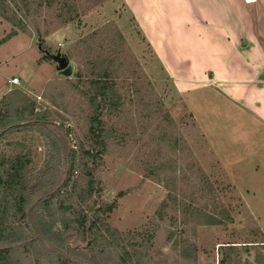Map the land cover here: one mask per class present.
I'll use <instances>...</instances> for the list:
<instances>
[{
  "label": "rangeland",
  "instance_id": "obj_1",
  "mask_svg": "<svg viewBox=\"0 0 264 264\" xmlns=\"http://www.w3.org/2000/svg\"><path fill=\"white\" fill-rule=\"evenodd\" d=\"M70 2L77 15L69 20L62 4ZM200 5L187 0L185 8L190 15ZM22 9L26 30L0 42V161L29 152L33 175L44 179L45 170L47 180H58L66 171L63 156L89 147L86 79L108 67L122 97L120 109L104 117L115 133L94 167L100 197L83 203L76 190L54 199L75 213L117 200L103 214L96 249L70 239L72 249L90 259L96 252L101 263L121 257L126 264H219V246L230 244L239 264H264V77L254 87L251 43L237 59L228 53L222 61L177 62L163 59L123 0H53ZM14 27L0 16V41ZM44 51L64 56L74 77L60 74ZM34 113L42 117L36 124L7 129V121ZM156 166L158 180L148 175ZM166 184L186 204L230 219L201 223L171 204L158 221ZM43 251L58 253L48 244Z\"/></svg>",
  "mask_w": 264,
  "mask_h": 264
},
{
  "label": "trees",
  "instance_id": "obj_2",
  "mask_svg": "<svg viewBox=\"0 0 264 264\" xmlns=\"http://www.w3.org/2000/svg\"><path fill=\"white\" fill-rule=\"evenodd\" d=\"M52 1L0 0V16L15 26L0 42L15 36L18 30H26V25L22 22V8H27L31 4L35 8L42 5L51 6ZM62 7L70 14L69 20L76 17L77 8L74 2L62 4ZM19 16L22 18L18 19ZM86 80L89 90L85 89L82 95L92 108L88 114L86 130L89 147L86 149L81 146V156L77 157L72 153L63 156L67 164L66 171L58 180L54 181V177L47 180L45 170L42 171L45 172L44 179L41 175H33L29 167L31 161L29 152L11 154L0 161V264H112L110 259H107L106 263H101L96 252H93L91 259L88 256H80V253L73 250L68 243L70 239L87 241V244L91 245L90 248L95 250V234L100 227L106 226L103 224V214H109L116 208L117 200L103 203L96 209L92 206L87 207L78 213L73 212L72 206H67L63 200L54 201L61 196L68 199L76 190L80 192L79 196L83 203L95 196L100 197L101 188L94 176V167L107 151L109 142L114 141L109 137L115 133L113 126L108 127L104 117L120 109L122 97L108 67L98 72L95 78ZM41 118L37 113L28 118L21 115L17 120L7 121L5 124L7 129L11 130L20 128V125H31L30 121L36 124ZM3 126L0 124V127ZM76 170L80 173V178L85 180L83 187L76 185L79 180L73 178ZM161 174L162 169L156 166L150 168L148 175L158 180ZM166 188L167 196L155 212L158 221L164 220V215L171 204L178 207L184 218L196 217L201 223L218 225L230 219L227 213L221 215L217 211L202 209L192 203L186 204L177 198L174 186L172 188L166 184ZM123 194L124 192H120L118 197H122ZM47 244L53 252L58 253L54 256L46 254L47 252L43 250ZM64 252H67L70 258L64 257ZM235 252L236 245H220L218 263L239 264V260L231 257ZM71 257L78 260L72 261ZM118 262L126 264L121 257Z\"/></svg>",
  "mask_w": 264,
  "mask_h": 264
},
{
  "label": "crops",
  "instance_id": "obj_3",
  "mask_svg": "<svg viewBox=\"0 0 264 264\" xmlns=\"http://www.w3.org/2000/svg\"><path fill=\"white\" fill-rule=\"evenodd\" d=\"M123 2L163 59L222 61L228 53V59H237L242 45L251 43L252 84H264L259 78L264 77V0H200L190 15L187 0Z\"/></svg>",
  "mask_w": 264,
  "mask_h": 264
},
{
  "label": "water",
  "instance_id": "obj_4",
  "mask_svg": "<svg viewBox=\"0 0 264 264\" xmlns=\"http://www.w3.org/2000/svg\"><path fill=\"white\" fill-rule=\"evenodd\" d=\"M40 48V45H38ZM46 54L50 55L51 58L56 61L58 72L64 76L74 77L75 75V66L69 64L64 56H61L59 52L56 54H50L48 51H44Z\"/></svg>",
  "mask_w": 264,
  "mask_h": 264
},
{
  "label": "built area",
  "instance_id": "obj_5",
  "mask_svg": "<svg viewBox=\"0 0 264 264\" xmlns=\"http://www.w3.org/2000/svg\"><path fill=\"white\" fill-rule=\"evenodd\" d=\"M17 82H18L17 78L12 79V83H17Z\"/></svg>",
  "mask_w": 264,
  "mask_h": 264
}]
</instances>
